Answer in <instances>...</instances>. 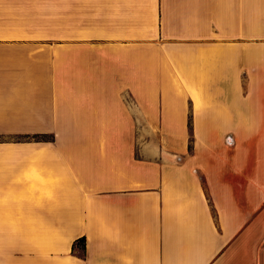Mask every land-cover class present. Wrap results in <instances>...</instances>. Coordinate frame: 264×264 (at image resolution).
<instances>
[{
	"label": "crops",
	"instance_id": "obj_1",
	"mask_svg": "<svg viewBox=\"0 0 264 264\" xmlns=\"http://www.w3.org/2000/svg\"><path fill=\"white\" fill-rule=\"evenodd\" d=\"M0 128L2 262L264 264V0H0Z\"/></svg>",
	"mask_w": 264,
	"mask_h": 264
},
{
	"label": "rangeland",
	"instance_id": "obj_2",
	"mask_svg": "<svg viewBox=\"0 0 264 264\" xmlns=\"http://www.w3.org/2000/svg\"><path fill=\"white\" fill-rule=\"evenodd\" d=\"M37 133H41V132H37ZM34 133H25V132H19V133H15V132H11V133H6V132H3V130H1L0 128V137L2 136H13V137H33ZM54 136L53 133H45L44 135H40L38 136L37 138H47V137H52ZM15 264V262H12L11 260L8 261V264ZM0 264H6L5 261L2 262L1 261V258H0Z\"/></svg>",
	"mask_w": 264,
	"mask_h": 264
},
{
	"label": "trees",
	"instance_id": "obj_3",
	"mask_svg": "<svg viewBox=\"0 0 264 264\" xmlns=\"http://www.w3.org/2000/svg\"><path fill=\"white\" fill-rule=\"evenodd\" d=\"M41 134L44 135L45 133H34L32 136L33 137H38ZM75 247H79L82 250L83 254L84 255L86 254V238H85V236L80 237L77 240H75V242L73 244V249Z\"/></svg>",
	"mask_w": 264,
	"mask_h": 264
},
{
	"label": "water",
	"instance_id": "obj_4",
	"mask_svg": "<svg viewBox=\"0 0 264 264\" xmlns=\"http://www.w3.org/2000/svg\"><path fill=\"white\" fill-rule=\"evenodd\" d=\"M228 141H232V137L231 136H228Z\"/></svg>",
	"mask_w": 264,
	"mask_h": 264
}]
</instances>
